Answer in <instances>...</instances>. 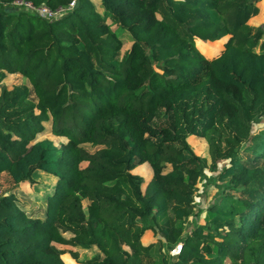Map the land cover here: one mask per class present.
I'll return each instance as SVG.
<instances>
[{
	"label": "trees",
	"instance_id": "16d2710c",
	"mask_svg": "<svg viewBox=\"0 0 264 264\" xmlns=\"http://www.w3.org/2000/svg\"><path fill=\"white\" fill-rule=\"evenodd\" d=\"M15 1L0 0V86L17 73L31 89L2 86L0 173L57 182L43 212L0 197V264H65L59 245L95 247L84 264H264V128L252 132L264 119V28L247 24L258 0H97L102 12L76 0L51 20ZM120 31L132 42L122 57ZM195 39L223 47L204 57ZM44 124L66 142L37 140ZM220 160L204 224L183 237L195 185ZM144 163L143 190L131 171ZM146 230L163 240L142 245Z\"/></svg>",
	"mask_w": 264,
	"mask_h": 264
},
{
	"label": "rangeland",
	"instance_id": "374dc122",
	"mask_svg": "<svg viewBox=\"0 0 264 264\" xmlns=\"http://www.w3.org/2000/svg\"><path fill=\"white\" fill-rule=\"evenodd\" d=\"M94 2H95L96 7L98 8V10L100 12H102L101 8L99 7L98 1L94 0ZM254 5H255V7H257L258 12L256 15L251 16L248 19L247 24L254 29L264 28V0H258L257 2H255ZM15 7H19V8H11V9H15L16 11H25L28 13L38 14L35 10L30 9L29 7H27L25 5L16 4ZM107 23H110V20H108ZM111 28L114 30V29H116V26L112 25ZM119 34H120L119 38L122 42V48L120 50V56L122 57L125 54V52L130 49L132 42H131V37H130L128 32L120 31ZM225 38H226V36H225ZM260 41H262V40H260ZM260 41H259V43H260ZM195 42L197 43L196 48L198 49V51L201 54L203 53L205 56H210L218 48L223 47L221 40L209 41V40L195 39L194 43ZM259 43L254 48L255 52H259V50H260L259 49ZM210 58H212V57H210ZM2 86H4L7 91H11L14 88H22V89L25 88L28 90L31 89L29 82L22 75L17 74V73L6 75L4 80L1 82L0 94L2 93ZM44 128L46 129V131L43 132L42 134L38 135L37 140L49 139V140L53 141L56 146H59L61 141H65V139L63 137H57V136H54L53 134H51L48 124H44ZM262 128H264V119L261 123L253 125L252 132L256 133L257 131H259ZM186 141H187L188 145L191 147V149L193 150L195 155L206 157L208 164L211 162L210 157H209V153H208V145L204 139H200V138L193 135V136H191V138L187 137ZM84 147L87 150H89L90 152L95 151V149L97 148V147H92L90 145H85ZM228 163H229L228 160H220V161L216 162V169L215 170H210V168L204 169L203 172H204V175L206 176V178L205 179L201 178L200 180L197 181V183L195 185L194 192H193V202H192L194 213L191 214L186 220V224H185L186 226H185V229L183 232V237H185L186 235H189L196 226L204 224L203 218L205 216V211L214 202L215 197L217 196V192L220 190V188L218 189L217 186H215V184H213L209 180V178L216 177L223 170V168L225 166H228ZM82 165L84 166L85 163ZM169 168H170V166L167 165V167L165 168V171H168ZM131 173L134 175H138V176L142 177L143 182H142L141 186L144 190L147 182L150 180L149 178H150V175L152 173L150 166L148 164L144 163V164L139 165L136 168H134L131 171ZM0 174H1L0 175V197H1L3 194H5L7 192H11V190L15 186L11 180V177L9 176V174L7 172H5L3 174L0 173ZM44 174L36 176V178L37 177L39 178V181L37 183L38 184L37 191L33 193V195H34L33 197L31 196V191L27 190L28 191L27 197L29 198V203L26 202L25 199L24 200L28 205L29 204L35 205V201H36L35 197H37V195H39L37 198L39 201L41 199V195L45 191H48L49 189H52L55 186L54 180L49 177L51 175L46 174L47 175L46 176ZM216 183H218V182H216ZM218 184H220V183H218ZM36 206L40 207L41 203L39 205H36ZM33 207H35V206H33ZM33 209L38 210V208H33ZM63 235H64V237L65 236L68 237L71 234L69 232H65ZM158 239L163 240L159 234L153 233L151 230H148L147 232L145 231L144 234L142 235L141 244L142 245H148L150 243H155ZM177 245H175L173 249L169 250L170 255H174L179 251ZM59 248H61L64 251V253L61 255V259H64V261H68L67 257L64 256L65 253L70 254L71 252L75 251V250L72 251L73 248L71 246H68V245H60ZM74 253L77 254L76 256H78V259L80 260V261L76 260L77 263L84 264L85 261L88 260V258H90L93 255V253L95 255L97 253V251L95 249L91 248V249H87V250H81L78 252L76 251ZM74 258H76V257H74ZM143 260L145 263H146V261L149 262V260L147 258H144Z\"/></svg>",
	"mask_w": 264,
	"mask_h": 264
},
{
	"label": "crops",
	"instance_id": "0c3cea01",
	"mask_svg": "<svg viewBox=\"0 0 264 264\" xmlns=\"http://www.w3.org/2000/svg\"><path fill=\"white\" fill-rule=\"evenodd\" d=\"M94 1V0H93ZM97 1V0H96ZM95 3V2H94ZM227 37V36H226ZM224 38V37H223ZM222 39V38H221ZM220 39V40H221ZM58 137V136H57ZM64 138V137H63ZM65 139V138H64ZM64 142H66V139H65V141H61V143H64ZM60 143V144H61ZM147 164V163H146ZM142 165V164H141ZM3 173H5V172H3ZM2 173V174H3ZM44 174V172H42V171H36L34 174H33V178H34V180H35V184H32V185H30L29 183H27V182H23V183H20L19 185H15L14 184V188L11 190V192H7V193H5V194H9V193H12V194H14L24 205H25V209L28 211V210H35V209H33V208H38V209H40L41 208V212H43V201L46 199V197L53 191V189H54V187L52 188V189H49L48 191H45L42 195H41V199L38 201V196L39 195H37V197H35V205L34 204H27L26 202H28L29 203V198L27 197V195H28V191L27 190H30L31 191V196L33 197L34 195H33V193L34 192H36L37 191V187H38V181H39V178L37 177L36 178V176H38V175H43ZM1 175V174H0ZM44 175H46V173L44 174ZM47 176V175H46ZM151 176H152V173H151V175H150V178H151ZM50 178H52L53 180H54V183H55V185H56V182H57V178L56 177H54V176H49ZM149 178V179H150ZM28 188V189H27ZM26 200V202H25V200ZM41 203V206L39 207V206H36V205H39L40 203ZM33 206H35V207H33ZM148 230H146V232H147ZM71 234V233H70ZM71 236V235H70ZM70 236H68V237H66L65 236V238H69ZM60 246V245H59ZM58 246V247H59ZM72 247V246H71ZM73 249H72V251L73 250H75L74 252H78V251H81V250H87V249H81V248H79V247H72ZM91 249V248H90ZM93 249H95L96 250V248L95 247H93ZM77 255V254H76ZM64 256H66L67 257V259H68V261H64V259H62L63 261H64V263L65 264H79V263H77V261L76 260H79L78 259V256H76V258H74V256L72 257L71 256V254H64ZM94 256V253H93V255L90 257V258H92ZM90 258H88V259H90ZM80 261V260H79Z\"/></svg>",
	"mask_w": 264,
	"mask_h": 264
},
{
	"label": "built area",
	"instance_id": "2783aa9c",
	"mask_svg": "<svg viewBox=\"0 0 264 264\" xmlns=\"http://www.w3.org/2000/svg\"><path fill=\"white\" fill-rule=\"evenodd\" d=\"M14 3L19 4V5H25V6L29 7L30 9L35 10L38 13L37 14L38 16L51 20V19L56 18L60 15H63L66 11L73 9L74 6L76 5V0H71L67 7H60L56 10H51L50 8H48L44 5L34 6L31 3L23 2L21 0H17ZM177 247L180 250L181 245L178 244Z\"/></svg>",
	"mask_w": 264,
	"mask_h": 264
},
{
	"label": "clouds",
	"instance_id": "9594fccd",
	"mask_svg": "<svg viewBox=\"0 0 264 264\" xmlns=\"http://www.w3.org/2000/svg\"><path fill=\"white\" fill-rule=\"evenodd\" d=\"M181 249V248H180Z\"/></svg>",
	"mask_w": 264,
	"mask_h": 264
}]
</instances>
